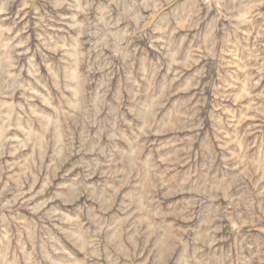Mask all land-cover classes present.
I'll use <instances>...</instances> for the list:
<instances>
[{"label":"rangeland","instance_id":"obj_1","mask_svg":"<svg viewBox=\"0 0 264 264\" xmlns=\"http://www.w3.org/2000/svg\"><path fill=\"white\" fill-rule=\"evenodd\" d=\"M0 264H264V0H0Z\"/></svg>","mask_w":264,"mask_h":264}]
</instances>
